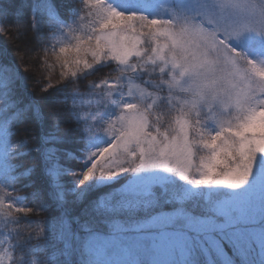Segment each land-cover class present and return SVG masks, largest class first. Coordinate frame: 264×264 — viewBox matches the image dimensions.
Returning <instances> with one entry per match:
<instances>
[{"label": "snow or ice", "instance_id": "6c2138e0", "mask_svg": "<svg viewBox=\"0 0 264 264\" xmlns=\"http://www.w3.org/2000/svg\"><path fill=\"white\" fill-rule=\"evenodd\" d=\"M13 30L49 71L0 60V264H264V0H0Z\"/></svg>", "mask_w": 264, "mask_h": 264}, {"label": "trees", "instance_id": "16d2710c", "mask_svg": "<svg viewBox=\"0 0 264 264\" xmlns=\"http://www.w3.org/2000/svg\"><path fill=\"white\" fill-rule=\"evenodd\" d=\"M33 45L26 42H21L15 30L5 32L0 35V60L15 61L22 70L25 71V75L29 77L28 83L32 86V90L37 93L39 97L38 86H35L36 80H43L45 73L49 71L43 63L44 54L40 51H32V55H28L25 48H32ZM55 60V57L49 53L48 63L51 64ZM58 74L59 68H56ZM90 80L97 79L96 77H90ZM22 215V214H18Z\"/></svg>", "mask_w": 264, "mask_h": 264}, {"label": "rangeland", "instance_id": "374dc122", "mask_svg": "<svg viewBox=\"0 0 264 264\" xmlns=\"http://www.w3.org/2000/svg\"><path fill=\"white\" fill-rule=\"evenodd\" d=\"M25 51L28 53V55H32V51H30V48H25Z\"/></svg>", "mask_w": 264, "mask_h": 264}]
</instances>
